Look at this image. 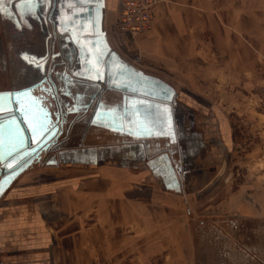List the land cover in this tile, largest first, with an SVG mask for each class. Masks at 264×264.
Listing matches in <instances>:
<instances>
[{
  "label": "crops",
  "instance_id": "1",
  "mask_svg": "<svg viewBox=\"0 0 264 264\" xmlns=\"http://www.w3.org/2000/svg\"><path fill=\"white\" fill-rule=\"evenodd\" d=\"M17 1L0 0V91L24 87V71L32 73L26 58L46 50L33 15L40 10L23 0L32 14L22 23ZM247 3L257 10V0ZM119 8L121 0H106L104 30L114 55L147 84L171 88L175 101L179 89L171 79L195 78L205 61L243 74L237 27L244 0H162L148 34L129 39L126 55L111 39ZM129 169L136 167L108 160L25 171L0 198V264H198L197 239L188 208L175 198L179 193L156 188L142 180L146 176L117 177L116 170Z\"/></svg>",
  "mask_w": 264,
  "mask_h": 264
},
{
  "label": "flooded vegetation",
  "instance_id": "2",
  "mask_svg": "<svg viewBox=\"0 0 264 264\" xmlns=\"http://www.w3.org/2000/svg\"><path fill=\"white\" fill-rule=\"evenodd\" d=\"M42 4L40 18H34L46 39V50L26 58L32 65V73L24 71V87L34 86L35 95L50 110L52 122L59 130L53 144H44L37 151L33 166L98 165L108 160L116 161L136 168H151L153 177L163 187L181 193L185 169L198 167L201 171L200 159L207 152L205 135L198 130L193 116L178 110L171 88L154 82H139L131 76V67L116 58L112 48L113 53L105 60L109 71L106 83L96 87L81 79L85 56L78 46L85 41L74 30L81 26L63 21L58 0H42ZM29 27L34 32V26ZM79 30L95 31L92 27ZM21 32L25 33L24 29ZM106 38L107 45L99 48L100 56L111 47ZM15 89L20 88L10 90ZM88 102L89 107L84 111V104ZM16 108L14 105L13 112L19 115ZM159 110L168 111L171 121L166 119L165 122L161 117L156 122ZM143 116L147 122L144 129L141 126ZM19 130L25 132L23 126ZM20 131L17 130L19 134ZM139 134L148 135L139 137ZM25 147H34L26 135Z\"/></svg>",
  "mask_w": 264,
  "mask_h": 264
},
{
  "label": "rangeland",
  "instance_id": "3",
  "mask_svg": "<svg viewBox=\"0 0 264 264\" xmlns=\"http://www.w3.org/2000/svg\"><path fill=\"white\" fill-rule=\"evenodd\" d=\"M247 1L237 27L243 74L225 73L214 60L205 61L195 78L171 79L179 89L178 110L193 116L207 141L201 171L185 169L182 192L175 193L189 210L198 264H264V0L253 11ZM111 33L113 46L126 55L116 24ZM145 169L115 172L122 178L146 176L142 180L163 187Z\"/></svg>",
  "mask_w": 264,
  "mask_h": 264
},
{
  "label": "water",
  "instance_id": "4",
  "mask_svg": "<svg viewBox=\"0 0 264 264\" xmlns=\"http://www.w3.org/2000/svg\"><path fill=\"white\" fill-rule=\"evenodd\" d=\"M33 1L34 10H41L42 0ZM19 2L17 4L19 15L26 21L25 15L30 16L32 13L24 11L26 3L23 0ZM105 7L106 0H58L59 12H63V21L69 22L72 26L79 25L80 28L95 29L94 32H81L79 26V29L74 27L75 32L82 36V41H85L78 46L85 56V70L80 78L90 81L96 87L106 83L105 78L109 75V71L105 60L109 53H113L109 46L102 56L99 55V48L107 45V34L104 30ZM39 13L33 14L34 17L38 14L36 17L40 18ZM130 71L132 75H136L139 82L145 78L141 77L140 73ZM33 88L34 86H26L18 90L0 91V198L21 174L33 166L37 151L44 144H53L58 136L59 126L52 122L50 110L43 106ZM89 104V102L84 104V111ZM14 105L19 115L14 114ZM168 116H171L168 111L159 110L154 120L158 122L161 117H164L165 122L167 120L170 122L172 118ZM144 118L145 116L141 123L143 129L147 123ZM22 126L25 128L24 133L19 130ZM25 135L31 140L33 148L25 147ZM147 135L139 134L138 136Z\"/></svg>",
  "mask_w": 264,
  "mask_h": 264
},
{
  "label": "built area",
  "instance_id": "5",
  "mask_svg": "<svg viewBox=\"0 0 264 264\" xmlns=\"http://www.w3.org/2000/svg\"><path fill=\"white\" fill-rule=\"evenodd\" d=\"M162 0H121L116 22V36L126 46L129 39L146 36L152 26L154 11Z\"/></svg>",
  "mask_w": 264,
  "mask_h": 264
}]
</instances>
